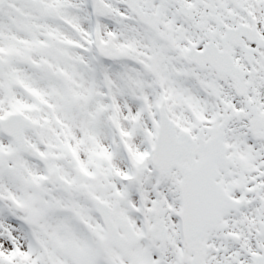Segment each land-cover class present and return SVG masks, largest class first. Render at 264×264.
Here are the masks:
<instances>
[{"label":"snow or ice","instance_id":"1","mask_svg":"<svg viewBox=\"0 0 264 264\" xmlns=\"http://www.w3.org/2000/svg\"><path fill=\"white\" fill-rule=\"evenodd\" d=\"M0 264H264V0H0Z\"/></svg>","mask_w":264,"mask_h":264}]
</instances>
